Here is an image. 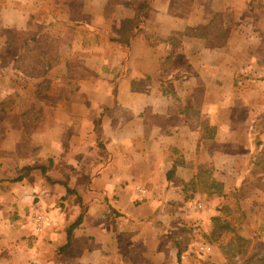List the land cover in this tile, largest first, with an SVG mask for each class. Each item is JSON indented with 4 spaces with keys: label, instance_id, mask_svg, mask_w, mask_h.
I'll list each match as a JSON object with an SVG mask.
<instances>
[{
    "label": "crops",
    "instance_id": "1",
    "mask_svg": "<svg viewBox=\"0 0 264 264\" xmlns=\"http://www.w3.org/2000/svg\"><path fill=\"white\" fill-rule=\"evenodd\" d=\"M263 10L264 0H0V264H182L169 235L226 220L216 205L232 196L249 220L246 183L264 217L258 147L240 134L264 116V81L244 79L248 65L264 71ZM38 210L52 221L41 234ZM198 251L224 263L209 245ZM241 254L264 264V246Z\"/></svg>",
    "mask_w": 264,
    "mask_h": 264
},
{
    "label": "rangeland",
    "instance_id": "2",
    "mask_svg": "<svg viewBox=\"0 0 264 264\" xmlns=\"http://www.w3.org/2000/svg\"><path fill=\"white\" fill-rule=\"evenodd\" d=\"M264 15V10L261 12V17ZM258 28V27H257ZM264 28V26H263ZM252 51H250V54ZM262 61H259L258 64H264V57H262ZM250 67V70H248L250 73L249 75H246L244 79H249L251 81L257 80H263L264 81V71L261 73H258L255 68L252 67V65H248ZM253 73V74H252ZM264 95V91H263ZM242 137V144L246 145L244 142V136L250 137V141L253 143V146L258 147V150L255 151L253 159H251L252 162L257 163V165L264 169V116L261 120H259L258 123L254 122L252 126L249 127V131L247 132H240ZM255 165V164H254ZM254 171H250L249 175L247 177V180L250 182V180L253 178L252 176L255 173H260L258 168H254ZM253 180V179H252ZM247 191L244 194V197L246 201H243V208H246L248 210L249 220L248 219H242V212H240V201H237L235 203V198L232 196L229 198V200L221 201L219 200V203L216 205V210L218 212L223 211V215L226 216V221L229 224V230L227 232V229L221 233L220 236L214 238V236H211V229H212V221L210 222L211 225H207L205 227H198L196 225V222L187 223L186 225H182L183 227H179V232L177 234L172 232V235H169V239L171 240H177L180 250L183 252V256L181 259L182 264H245V262H240V257L243 254H238V251H243L246 246H264V234L263 232H258L256 229H258V225L264 224V217L261 218H255L257 211H259L258 204L255 205L253 194L249 193V190H252L253 186H249L248 183H246ZM241 188V187H240ZM200 189H203L202 187ZM238 187H232L229 193L234 194L235 191H237ZM203 198L205 201V205L209 204L208 202H214V197H209L207 194V190L205 189V195H203ZM222 199V198H219ZM210 205V204H209ZM250 208V209H249ZM226 210V211H224ZM256 210V211H255ZM190 211L189 209H185V212ZM258 216V215H257ZM189 224L191 226H189ZM245 236V238H248L249 241L246 242L242 246V242L238 241L236 238L239 236ZM263 236V237H262ZM216 237V236H215ZM200 245H209L213 248V251H218L217 253L220 254L224 258V263H218L216 262L217 258L215 255H204L198 251V247ZM217 249V250H216Z\"/></svg>",
    "mask_w": 264,
    "mask_h": 264
},
{
    "label": "trees",
    "instance_id": "3",
    "mask_svg": "<svg viewBox=\"0 0 264 264\" xmlns=\"http://www.w3.org/2000/svg\"><path fill=\"white\" fill-rule=\"evenodd\" d=\"M140 16V15H139ZM138 16V17H139ZM140 17L138 18V20L133 21V20H129V21H124L123 22V27H122V36L120 37V40H118V42H122V43H126L129 39V37L134 36L136 29H138L139 27V22H140ZM32 168H28L26 170V172L30 171ZM40 170L43 174V176L50 181V179L46 176V170L47 167H40ZM21 179L20 177H18V180ZM68 193H72L71 190H67ZM73 227H75V224H73L72 226H70L69 230H68V237L70 235V230L73 229ZM229 227V224L224 221L222 218L220 217H216L212 219V229H211V236H214V238L217 239L218 236L221 235V233H223L226 228ZM231 230V229H230ZM229 228L227 229V232L230 231ZM216 236V237H215ZM238 241H241L243 244L242 246L247 242L246 240H244L243 238H241L240 236H238L236 238ZM175 246H179V244H175ZM241 251H238V254H241ZM180 259H181V251L178 247V252H177V260L178 263H180Z\"/></svg>",
    "mask_w": 264,
    "mask_h": 264
},
{
    "label": "built area",
    "instance_id": "4",
    "mask_svg": "<svg viewBox=\"0 0 264 264\" xmlns=\"http://www.w3.org/2000/svg\"><path fill=\"white\" fill-rule=\"evenodd\" d=\"M34 232L41 234L46 231V229L51 227L52 221L47 212L43 210H38L33 216ZM209 248L202 247L201 251H208Z\"/></svg>",
    "mask_w": 264,
    "mask_h": 264
}]
</instances>
